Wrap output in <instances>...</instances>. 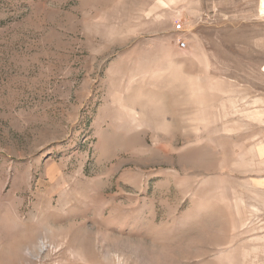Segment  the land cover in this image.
Segmentation results:
<instances>
[{
    "label": "rangeland",
    "instance_id": "1",
    "mask_svg": "<svg viewBox=\"0 0 264 264\" xmlns=\"http://www.w3.org/2000/svg\"><path fill=\"white\" fill-rule=\"evenodd\" d=\"M0 264H264V0H0Z\"/></svg>",
    "mask_w": 264,
    "mask_h": 264
},
{
    "label": "built area",
    "instance_id": "2",
    "mask_svg": "<svg viewBox=\"0 0 264 264\" xmlns=\"http://www.w3.org/2000/svg\"><path fill=\"white\" fill-rule=\"evenodd\" d=\"M178 28H182V24L181 23L178 24ZM181 45L182 46H186V42L185 41H182L181 42Z\"/></svg>",
    "mask_w": 264,
    "mask_h": 264
},
{
    "label": "bare ground",
    "instance_id": "3",
    "mask_svg": "<svg viewBox=\"0 0 264 264\" xmlns=\"http://www.w3.org/2000/svg\"><path fill=\"white\" fill-rule=\"evenodd\" d=\"M84 246V245H83ZM86 246H87V244H86ZM85 247V246H84ZM89 248V247H88ZM86 249V248H85Z\"/></svg>",
    "mask_w": 264,
    "mask_h": 264
}]
</instances>
